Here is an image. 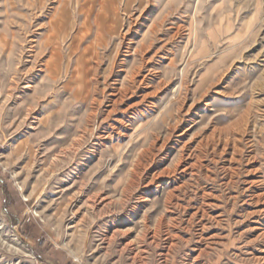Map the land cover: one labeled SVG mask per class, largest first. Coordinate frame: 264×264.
Returning <instances> with one entry per match:
<instances>
[{
  "label": "rangeland",
  "instance_id": "rangeland-1",
  "mask_svg": "<svg viewBox=\"0 0 264 264\" xmlns=\"http://www.w3.org/2000/svg\"><path fill=\"white\" fill-rule=\"evenodd\" d=\"M263 246L264 0H0V264Z\"/></svg>",
  "mask_w": 264,
  "mask_h": 264
},
{
  "label": "bare ground",
  "instance_id": "bare-ground-1",
  "mask_svg": "<svg viewBox=\"0 0 264 264\" xmlns=\"http://www.w3.org/2000/svg\"><path fill=\"white\" fill-rule=\"evenodd\" d=\"M233 128H234V127H233ZM227 136H228V135H227ZM237 136H238V135H237ZM227 138H228V137H227ZM228 139H229V138H228ZM230 139H231V138H230ZM226 140H227V139H226ZM224 142H225V141H224ZM232 142H233V141H232ZM225 143H227V142H225ZM225 145H226V144H225ZM234 145H236V143H235ZM227 146H228V145H227ZM222 147H223V146H222ZM235 148H236V147H235ZM234 150H235V149H234ZM234 150H233V151H234ZM214 151H215V150H214ZM222 151H223V150H222ZM224 151H225V150H224ZM224 151H223V152H224ZM223 152H221V153H223ZM221 153H220V154H221ZM259 195H260V194H259ZM261 195H263V194H261ZM261 195H260V196H261ZM256 198H257V197H256ZM259 198H260V197H259ZM155 235H156V234H155ZM200 235H201L200 237L203 236L202 234H200ZM202 238H203V237H202ZM263 247H264V246H263ZM260 252H261V253H260L261 255H260L259 257H257V260H258V261H264V256H262V255L264 254V249H263L262 251H260ZM254 258H255V256H254Z\"/></svg>",
  "mask_w": 264,
  "mask_h": 264
}]
</instances>
